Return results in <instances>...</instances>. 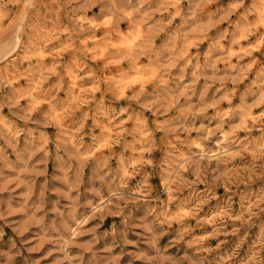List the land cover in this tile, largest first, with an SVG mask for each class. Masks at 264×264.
<instances>
[{"label": "rangeland", "instance_id": "obj_1", "mask_svg": "<svg viewBox=\"0 0 264 264\" xmlns=\"http://www.w3.org/2000/svg\"><path fill=\"white\" fill-rule=\"evenodd\" d=\"M0 264H264V0H0Z\"/></svg>", "mask_w": 264, "mask_h": 264}, {"label": "bare ground", "instance_id": "obj_2", "mask_svg": "<svg viewBox=\"0 0 264 264\" xmlns=\"http://www.w3.org/2000/svg\"><path fill=\"white\" fill-rule=\"evenodd\" d=\"M105 127H106V128H108V126H107V125H106ZM220 147H221V146H220ZM223 148H224V147H223Z\"/></svg>", "mask_w": 264, "mask_h": 264}]
</instances>
